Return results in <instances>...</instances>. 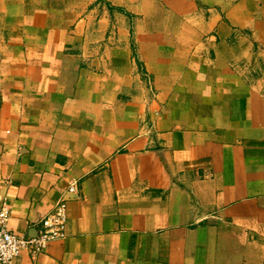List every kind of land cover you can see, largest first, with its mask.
I'll return each instance as SVG.
<instances>
[{
	"label": "crops",
	"instance_id": "0c3cea01",
	"mask_svg": "<svg viewBox=\"0 0 264 264\" xmlns=\"http://www.w3.org/2000/svg\"><path fill=\"white\" fill-rule=\"evenodd\" d=\"M63 197L14 264H264V0H0V209Z\"/></svg>",
	"mask_w": 264,
	"mask_h": 264
},
{
	"label": "built area",
	"instance_id": "2783aa9c",
	"mask_svg": "<svg viewBox=\"0 0 264 264\" xmlns=\"http://www.w3.org/2000/svg\"><path fill=\"white\" fill-rule=\"evenodd\" d=\"M67 193H79V185L72 182ZM12 212L7 204L0 209V264H14L24 251L36 256L45 251L47 245L67 236L69 222L68 200L63 197L54 208L48 212L35 227V235L20 234L9 226Z\"/></svg>",
	"mask_w": 264,
	"mask_h": 264
}]
</instances>
